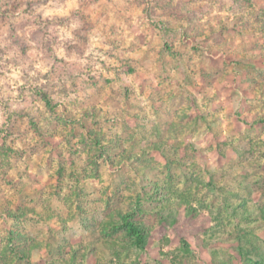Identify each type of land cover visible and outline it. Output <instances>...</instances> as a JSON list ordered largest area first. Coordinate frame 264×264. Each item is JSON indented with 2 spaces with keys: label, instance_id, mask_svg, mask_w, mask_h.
I'll return each mask as SVG.
<instances>
[{
  "label": "rangeland",
  "instance_id": "obj_1",
  "mask_svg": "<svg viewBox=\"0 0 264 264\" xmlns=\"http://www.w3.org/2000/svg\"><path fill=\"white\" fill-rule=\"evenodd\" d=\"M47 3L0 0V28L9 11L26 5L30 13ZM94 3L80 0L81 11L72 14L83 32L94 27L83 14ZM209 3L232 6L231 27L217 19L218 29L210 27L211 35L200 40L199 20L206 12L197 9L186 17L189 27L177 47L171 24L160 26L164 40L158 62L165 70L178 68L180 77L174 95L163 87L152 90L154 101L164 95L172 99L170 107L157 109L162 132L137 115L126 124L125 136L100 135L93 108L91 120L65 138V158L36 118L31 128L42 143L14 150L10 137L23 141L27 132L13 122L0 143V264H264V0ZM151 28L155 33L157 25ZM12 35L11 46L23 55L27 45ZM137 39L144 44L143 35ZM124 96L130 101L132 94ZM185 105L191 114H180ZM105 126L111 134L116 125L106 120ZM182 128L190 132L180 142L175 137ZM201 128L203 140L193 143ZM89 133L102 142V154ZM49 147L59 164L47 182L42 183L43 172L52 170L51 156L36 175L27 164L20 170L22 162ZM124 214L145 230L144 250L130 246L119 229ZM70 221L79 224V236Z\"/></svg>",
  "mask_w": 264,
  "mask_h": 264
},
{
  "label": "clouds",
  "instance_id": "obj_2",
  "mask_svg": "<svg viewBox=\"0 0 264 264\" xmlns=\"http://www.w3.org/2000/svg\"><path fill=\"white\" fill-rule=\"evenodd\" d=\"M7 6L10 8V4ZM231 7L227 4L222 8L219 3H209V0H96L83 13L94 25L87 32L81 31L83 23L78 17L72 18L74 12L81 11L80 0H64L63 4L48 0L47 4L35 7L30 13L25 12L26 5L15 13L9 11L0 28V49L5 50L0 55V143L16 122L20 132H27V135L23 141L16 134L10 137L9 142L16 141L14 150L23 151L41 144L42 137L30 123L36 118L39 128L52 135L67 158L65 138L74 127H79L86 119L91 120L93 108L99 113L95 120L101 125L100 135L125 136L126 124L137 115L151 122L150 128L154 126L162 132L165 125L158 119L157 109L161 105L170 107L172 99L171 95H164L154 101L152 90L163 87L174 95L180 91L175 88V81L180 77L178 68L173 69L170 65L165 70L158 62L157 53L164 40L160 26L166 22L171 24L179 37L176 43L179 47L183 42V31L189 27L186 17L193 11L202 8L206 12L198 27L202 33L199 39L203 40L211 35L210 27L218 29L217 19L232 26L236 16ZM177 16L185 19L175 20ZM47 23L51 26L46 27ZM151 25H157L155 33ZM13 31L12 39H20L27 45L23 55L8 39ZM77 32L79 37L75 35ZM34 33L37 34L35 39ZM141 35L145 37L142 45L137 39ZM69 47L73 48L71 53ZM198 62V58L193 60L194 65ZM125 91L131 92L130 101L124 96ZM114 93L117 94L115 99ZM129 103L134 107L129 108ZM179 112L189 115L191 109L185 105ZM106 120L116 125L111 134L105 126ZM175 123L179 126L178 121ZM189 132L190 128H182L175 140L183 142ZM204 133L205 129L201 128L192 142L202 141ZM199 147L205 148L206 144L200 143ZM50 156L52 170L43 172L42 183L47 182L55 175L59 164L51 147L38 152L30 162H22L20 170L27 164L30 173L36 175L46 169ZM15 174V170L10 173ZM72 187L75 189L77 185ZM64 193L68 195L69 189L65 188ZM69 223L79 236V224Z\"/></svg>",
  "mask_w": 264,
  "mask_h": 264
},
{
  "label": "trees",
  "instance_id": "obj_3",
  "mask_svg": "<svg viewBox=\"0 0 264 264\" xmlns=\"http://www.w3.org/2000/svg\"><path fill=\"white\" fill-rule=\"evenodd\" d=\"M49 110L52 111L53 108L49 105ZM264 122V121H261ZM89 139L93 145L98 149V152L102 154L103 145L99 139H96L93 135L89 133ZM119 229L124 233L127 239H129L130 246L137 248L138 250H144L147 242V234L143 227L137 224L133 219L132 215L124 214L120 215V225ZM24 258V257H23ZM22 258V259H23Z\"/></svg>",
  "mask_w": 264,
  "mask_h": 264
}]
</instances>
